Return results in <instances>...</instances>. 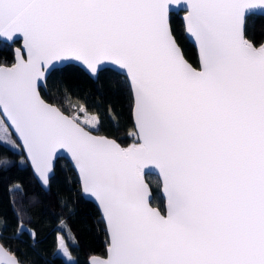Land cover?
<instances>
[{
    "label": "snow or ice",
    "instance_id": "snow-or-ice-1",
    "mask_svg": "<svg viewBox=\"0 0 264 264\" xmlns=\"http://www.w3.org/2000/svg\"><path fill=\"white\" fill-rule=\"evenodd\" d=\"M180 11L196 67L173 32ZM257 19L264 0H0V46L22 41L15 62L0 64V149L25 152L21 163L44 187L56 160L70 156L108 234L106 258L90 264H264ZM65 72L124 77L133 143L95 134L100 119L83 105L81 119L44 98L48 79ZM13 165L0 155V172ZM146 170L161 178L163 210L153 206ZM21 233L37 236L18 216ZM59 249L72 260L64 237ZM0 264L25 262L0 243Z\"/></svg>",
    "mask_w": 264,
    "mask_h": 264
},
{
    "label": "trees",
    "instance_id": "trees-1",
    "mask_svg": "<svg viewBox=\"0 0 264 264\" xmlns=\"http://www.w3.org/2000/svg\"><path fill=\"white\" fill-rule=\"evenodd\" d=\"M172 28L185 57L198 66L197 50L187 38L179 14L172 18ZM250 35L257 41L264 40V20H256ZM19 45L0 46V64L14 63V47ZM42 95L67 114L78 113L83 105L87 113L99 117L97 133L116 139L124 147L134 142V137L129 135L135 131L131 95L123 76L107 74L95 81L83 72H65L50 77L47 91L42 89ZM0 155L14 162L9 170L0 172L1 243L16 250L25 264H69L57 253L59 236L64 237L75 257L74 264H89L90 256L106 255L105 223L97 206L83 197L79 179L65 158L57 160L50 189L46 191L29 163H21L26 161L24 152L14 154L12 150L0 149ZM146 179L156 197L153 205L163 210L165 200L158 177L147 174ZM17 184L20 191L13 188ZM18 216L27 228L37 233L34 239L28 233L15 236Z\"/></svg>",
    "mask_w": 264,
    "mask_h": 264
},
{
    "label": "water",
    "instance_id": "water-1",
    "mask_svg": "<svg viewBox=\"0 0 264 264\" xmlns=\"http://www.w3.org/2000/svg\"><path fill=\"white\" fill-rule=\"evenodd\" d=\"M179 16L181 17V19L183 20V16H184V12L183 11H180L179 12ZM186 33V32H185ZM186 36H187V38L189 39V41L195 46V48H196V50H197V54H198V60H199V51H198V48H197V46H196V44H195V41L194 40H192L190 37H188V35H187V33H186ZM176 38V37H175ZM177 43H178V41H177ZM11 45H13V44H11ZM178 45H179V43H178ZM180 46V45H179ZM17 47H22V41L20 42V45L19 46H15L14 47V50H15V48H17ZM180 48H181V46H180ZM182 49V48H181ZM183 51V50H182ZM186 58V57H185ZM187 59V58H186ZM188 60V59H187ZM188 62L189 63H191L189 60H188ZM192 64V63H191ZM193 65V64H192ZM194 66V65H193ZM194 67H196V66H194ZM93 80H95V81H97L96 79H94V78H92ZM43 90L44 91H47V84H46V86L43 88ZM50 103V102H49ZM57 106V105H56ZM65 114H67V113H65ZM132 115H133V110H132ZM133 122H134V127H135V118H134V115H133ZM136 130V129H135ZM95 134H97V135H102V134H99V133H95ZM102 136H105V135H102ZM108 137V136H107ZM108 138H110V139H114V138H111V137H108ZM116 140V139H115ZM117 141V140H116ZM118 142V141H117ZM119 143V142H118ZM24 154H25V156H26V153L24 152ZM62 158H65L70 164H71V167L74 169V171H75V173H76V175H77V177H78V179H79V182H80V178H79V174H78V171L74 168V165H73V163H72V161H71V159H70V156L68 155V154H63V156H62ZM56 162H57V160H56ZM56 162H55V166H56ZM29 163V165H30V162H28ZM31 166V165H30ZM32 168V167H31ZM33 170V169H32ZM33 173H34V171H33ZM54 174H55V172H54ZM147 174H153V175H156L157 177H158V179H159V181H160V184H161V188H160V190H161V195L163 196V198H164V194H163V191H162V181H161V178L159 177V175H158V172L156 171V170H153V171H151V172H148L147 170H146V174H145V177H144V179H145V182L148 184V186H149V188L151 189V186H150V184H149V182L147 181V179H146V175ZM34 176H35V174H34ZM54 176V175H53ZM35 178H36V176H35ZM37 179V178H36ZM38 181V180H37ZM39 183V182H38ZM40 184V183H39ZM40 186L44 189V190H46V191H48L49 189H50V186L49 187H44V186H42L41 184H40ZM80 186H81V182H80ZM151 191H152V189H151ZM81 192H82V195H83V197L86 199V200H89V201H91V202H93L96 206H97V208L99 209V207H98V203L95 201V199L94 198H92V197H89L87 194H85V193H83V191H82V188H81ZM153 193V192H152ZM164 200H165V198H164ZM165 204H166V200H165V203H164V207H165ZM154 206V205H153ZM154 207H157V206H154ZM99 212H100V214H101V211H100V209H99ZM101 217H102V214H101ZM106 226V225H105ZM1 243V242H0ZM106 256H107V250H106V255L105 256H102V255H92V256H90L89 258H88V263L90 264V260H91V258L92 257H99V258H106Z\"/></svg>",
    "mask_w": 264,
    "mask_h": 264
},
{
    "label": "rangeland",
    "instance_id": "rangeland-1",
    "mask_svg": "<svg viewBox=\"0 0 264 264\" xmlns=\"http://www.w3.org/2000/svg\"><path fill=\"white\" fill-rule=\"evenodd\" d=\"M80 117H81V119H83V118H85V113H83V112H78L77 113ZM88 115H95V114H91V113H88ZM60 237H62V236H59V238ZM65 241V240H64ZM65 244H66V242H65ZM67 245V244H66ZM57 253L59 254V255H61L69 264H74L75 262H76V259H75V257L74 256H72V260H69L67 257H65L64 255H63V252L59 249V244H58V249H57Z\"/></svg>",
    "mask_w": 264,
    "mask_h": 264
}]
</instances>
